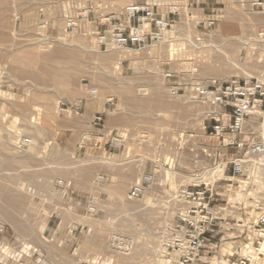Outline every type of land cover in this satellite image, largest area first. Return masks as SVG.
Instances as JSON below:
<instances>
[{"label":"rangeland","instance_id":"rangeland-1","mask_svg":"<svg viewBox=\"0 0 264 264\" xmlns=\"http://www.w3.org/2000/svg\"><path fill=\"white\" fill-rule=\"evenodd\" d=\"M132 2L0 0V264H179L200 218L180 192L205 185L215 218L200 264H264V164L248 153L264 106L221 129L211 116H228L196 90L264 82V0H149L176 22L124 47L108 18ZM85 97L109 99L106 136L80 141L84 120L62 110Z\"/></svg>","mask_w":264,"mask_h":264},{"label":"built area","instance_id":"built-area-1","mask_svg":"<svg viewBox=\"0 0 264 264\" xmlns=\"http://www.w3.org/2000/svg\"><path fill=\"white\" fill-rule=\"evenodd\" d=\"M148 2L149 0H134V2L127 5L125 7V19L123 22H121V17L111 16L108 18L110 22L113 19L119 21L112 30L117 31L114 37H118L121 40L122 46L145 45L146 42L159 38L157 33L151 31L152 25L161 34H164V31H167L176 22V19L174 17L171 18L169 14L167 16H155ZM259 3L264 7V2ZM172 13L174 14L175 12ZM132 20L138 21V26H132ZM137 28H140V30L134 32L133 30H137ZM196 90L198 94L210 98L212 104L216 103L218 105L219 111L213 113L222 114V117L228 116V123L225 124H223V120L218 116H211L212 121L222 124L221 129L229 126L234 128V130H242L244 120L250 114H261L260 111H262L264 106V82L259 80L257 82H253L250 78L243 80L240 78L222 81L214 80L211 85L206 84ZM89 93L95 95L97 89L90 87ZM61 105L65 106L62 107V110L66 112H69L72 108L71 104L63 101ZM101 120V114H97L93 122L94 124H98ZM209 127L217 133L221 131L219 124H210ZM238 145L243 147V143L238 142ZM248 153L258 157L256 163L261 164L260 156H264V142H253L250 145ZM244 162H234L231 169L232 173H241L244 170ZM141 193H143V190L140 186L134 184L132 187V196H138ZM214 193L216 194V192H213L212 187L206 185L203 188L195 190H189L188 188L181 189L180 194L184 198H192L193 200V205L189 212L194 213L195 218L197 216L200 218L194 220L193 232L185 234L188 236L185 244L181 243L179 250L176 251V260H178L179 264H184V262H189L188 264H200L202 249L205 246L204 234L208 231L212 220L215 218L214 210L211 206V202L214 199L213 196L215 195ZM258 221V223L264 225V214H262ZM260 235H263L260 238H263L262 243H264V226L260 228ZM253 239V242H255L256 238ZM246 261H248V258H246Z\"/></svg>","mask_w":264,"mask_h":264},{"label":"crops","instance_id":"crops-1","mask_svg":"<svg viewBox=\"0 0 264 264\" xmlns=\"http://www.w3.org/2000/svg\"><path fill=\"white\" fill-rule=\"evenodd\" d=\"M108 100L101 102V100L97 98L85 97L78 98L73 102L69 101L72 106V113L70 114H74L75 118L80 117L84 120L83 127H78L80 141L87 139L86 134L90 132H94L98 138L106 136L105 130L103 128L96 129V124H94L93 121L97 114L107 113L109 110L107 106L109 103ZM93 128H95V130H93Z\"/></svg>","mask_w":264,"mask_h":264},{"label":"bare ground","instance_id":"bare-ground-1","mask_svg":"<svg viewBox=\"0 0 264 264\" xmlns=\"http://www.w3.org/2000/svg\"><path fill=\"white\" fill-rule=\"evenodd\" d=\"M173 7H175V6H173ZM140 30V28H137V30H133L134 32H136V31H139ZM116 39V41L119 43V44H121V40L118 38V37H115ZM216 111H217V108H216ZM212 112H215V111H212ZM260 161H261V164H264V157L262 158V159H260ZM253 162V161H252ZM247 245V244H246ZM245 245V246H246ZM260 249L261 250H264V245L262 244L261 246H260Z\"/></svg>","mask_w":264,"mask_h":264}]
</instances>
